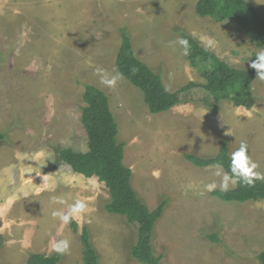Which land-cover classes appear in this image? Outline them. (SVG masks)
Segmentation results:
<instances>
[{"label":"rangeland","instance_id":"1","mask_svg":"<svg viewBox=\"0 0 264 264\" xmlns=\"http://www.w3.org/2000/svg\"><path fill=\"white\" fill-rule=\"evenodd\" d=\"M199 0H0V264H27L32 254L53 255L51 239L71 241L59 264H83L87 228L100 264H142L131 249L138 226L107 212L111 195L97 177L75 173L60 148L88 150L82 124L86 85L101 89L119 125L133 187L151 210L169 203L153 236L161 264H260L264 251V201L226 203L203 185L214 169L198 168L186 154L230 153L241 141L264 172V81L252 85L255 106L236 107L202 88L181 94L168 112L151 114L144 94L123 78L115 89L99 83L96 67L117 70L127 30L138 58L179 91L205 83L174 43L183 32L238 69L259 49L236 23L196 13ZM251 1L264 17V0ZM43 153L44 155H40ZM233 189V188H231ZM89 205L61 227L51 211L66 207L51 197ZM1 233V232H0ZM216 235L218 241L208 238Z\"/></svg>","mask_w":264,"mask_h":264},{"label":"trees","instance_id":"2","mask_svg":"<svg viewBox=\"0 0 264 264\" xmlns=\"http://www.w3.org/2000/svg\"><path fill=\"white\" fill-rule=\"evenodd\" d=\"M196 13L202 18H210L223 23H236L241 32L258 48H264V17L256 6L248 0H199ZM188 39L191 52L186 57L191 66L201 69L205 83L190 82L179 91L172 92L164 84L162 75L155 72L148 64L140 60L134 51L133 43L127 30L122 31V44L117 55V70L128 82L140 89L151 114L170 111L181 102V94L193 88H202L211 93L216 102L228 97L236 107L251 110L255 106L252 85L257 80L256 72L250 66L238 69L215 52L204 47L196 38L183 32ZM255 60L253 55L251 62ZM135 69V72H133ZM82 124L88 138V150L76 151L72 148H60L61 162L87 178L97 177L103 182L111 195L106 206L108 213L127 218L130 224L138 226V240L131 249L134 259L142 264H161L163 257L157 256L153 246V236L158 222L163 217L168 202L163 201L155 210H151L140 198L133 187V170L125 164V144L119 141V125L112 112L110 99L101 89L93 85L85 86ZM5 135L0 134V140ZM229 141L221 142L220 151L213 157H200L186 154L185 158L198 168H208L217 160L223 161L225 170L229 163ZM211 195L226 203H248L264 201V182L257 181L248 188L237 185L228 192L219 190ZM1 228V219H0ZM71 228L77 232L78 224L73 220ZM208 238L218 241L216 235ZM83 264H100V256L93 245L89 231L83 229L81 236ZM2 235L0 233V249ZM62 255L32 254L27 264H59ZM264 264V251L258 256Z\"/></svg>","mask_w":264,"mask_h":264},{"label":"clouds","instance_id":"3","mask_svg":"<svg viewBox=\"0 0 264 264\" xmlns=\"http://www.w3.org/2000/svg\"><path fill=\"white\" fill-rule=\"evenodd\" d=\"M174 43L179 46L180 54L187 57L190 55L191 46L188 39L180 37ZM250 68L256 72V79L264 81V48H259L255 52V60L250 63ZM135 72V69H133ZM95 74L99 77V83L108 89H115L119 82L123 79V74L118 70L109 72L103 67H96ZM40 155H44L41 153ZM228 168L225 170L223 161L217 160L209 167L214 169L212 175L217 178L203 185L200 193L205 195L213 193L217 190L220 192H228L237 185L252 188L257 181L264 182V172L259 171L260 165L254 161L249 153L248 144L241 141L238 148L229 154ZM53 203L62 206L51 211V217L60 222L61 227L68 226L73 219L83 217L88 211L89 205L84 199H75L72 203H68L63 198L51 197ZM51 249L58 255H65L70 252L71 241L67 238H52Z\"/></svg>","mask_w":264,"mask_h":264},{"label":"crops","instance_id":"4","mask_svg":"<svg viewBox=\"0 0 264 264\" xmlns=\"http://www.w3.org/2000/svg\"><path fill=\"white\" fill-rule=\"evenodd\" d=\"M0 232H1V234H2V235H4L3 229H1V231H0Z\"/></svg>","mask_w":264,"mask_h":264}]
</instances>
